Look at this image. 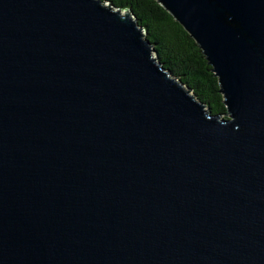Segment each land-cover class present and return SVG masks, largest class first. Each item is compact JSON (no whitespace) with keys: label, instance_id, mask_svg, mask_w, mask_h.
Here are the masks:
<instances>
[{"label":"water","instance_id":"water-1","mask_svg":"<svg viewBox=\"0 0 264 264\" xmlns=\"http://www.w3.org/2000/svg\"><path fill=\"white\" fill-rule=\"evenodd\" d=\"M213 114L103 0H0V264H264V0H156Z\"/></svg>","mask_w":264,"mask_h":264},{"label":"trees","instance_id":"trees-1","mask_svg":"<svg viewBox=\"0 0 264 264\" xmlns=\"http://www.w3.org/2000/svg\"><path fill=\"white\" fill-rule=\"evenodd\" d=\"M130 11L146 32L159 63L178 78L213 114L226 113L219 80L191 35L156 0H103Z\"/></svg>","mask_w":264,"mask_h":264}]
</instances>
